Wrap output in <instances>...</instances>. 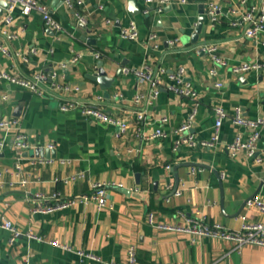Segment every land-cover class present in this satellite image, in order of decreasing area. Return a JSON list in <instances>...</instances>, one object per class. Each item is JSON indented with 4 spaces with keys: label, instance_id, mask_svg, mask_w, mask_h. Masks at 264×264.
<instances>
[{
    "label": "crops",
    "instance_id": "1",
    "mask_svg": "<svg viewBox=\"0 0 264 264\" xmlns=\"http://www.w3.org/2000/svg\"><path fill=\"white\" fill-rule=\"evenodd\" d=\"M40 1L49 6L61 29L47 26L36 11L25 15L15 7L13 22L0 27V44L12 54L6 56L0 51V71L18 75L48 71L80 53L78 61L64 70L65 79L80 86L74 98L90 101L101 94L100 107L112 115L128 117L130 126L123 136L116 137L115 126L86 118L78 110L62 111L63 100L50 91L39 95L0 81V118L17 117L33 143L43 146L53 142L55 157L70 160L68 164L32 165L29 158L36 156V149L18 159L12 138L5 137L0 164L10 168L20 164L28 182L22 187L0 189V224L4 216L23 233L31 228L44 239L22 234L11 244L9 231L0 226V264H122L128 260L131 246L135 264H264V248L244 246L236 250L231 242L221 239L192 240L187 234L160 230L146 221L149 212L154 213L155 222L170 223H182L183 215H195L207 223L218 222L237 230L245 221L264 220V211L248 202L253 197L264 202V159L256 162L243 152L232 157L226 149L237 132L248 133L231 121L236 108L250 119H264V66L239 73L232 69L243 63L264 62L259 38H251L244 27L231 24L232 18L245 9L240 0H206L218 2L222 9L215 21L205 13L197 43L191 42V35L200 16L198 0L161 11L149 7V13L143 12L144 0H133L139 9L134 15L128 11L130 0H84L77 9L86 15V24L77 23L62 0ZM251 2L264 6V0ZM6 5L0 6V19L7 12ZM232 6L239 7L237 14L229 12ZM106 18L111 24H105ZM131 19L137 22L140 36L134 41L123 40L119 30ZM149 32L158 35L157 49L147 40ZM174 38L179 40L176 46L170 43ZM209 43L219 45L227 65L209 59L202 50ZM18 51L27 59L15 56ZM100 59L108 76L115 77L109 98L86 76L98 70ZM178 65L186 67L185 78L198 91L199 108L190 132L199 140L208 139L215 121L214 107L221 106L228 115L212 147L183 145L173 149V130L192 105L188 98L162 86L155 99H143L138 105L133 102L136 92H146L148 85L138 84L125 68L163 67L171 72ZM211 67L216 74L210 72ZM162 78L166 82L165 75ZM216 82L222 85L217 87ZM18 106L19 114L14 115ZM137 110L145 116L139 124L134 118ZM163 116L167 122L160 121ZM156 127H162L166 137L149 138ZM258 130L257 144L264 147V126ZM77 171H83L85 177L64 180ZM94 182L106 184L111 209H98L89 200L50 213L32 212L35 192L59 191L69 198L90 193Z\"/></svg>",
    "mask_w": 264,
    "mask_h": 264
},
{
    "label": "built area",
    "instance_id": "2",
    "mask_svg": "<svg viewBox=\"0 0 264 264\" xmlns=\"http://www.w3.org/2000/svg\"><path fill=\"white\" fill-rule=\"evenodd\" d=\"M5 2L6 13L0 19V27L8 26L14 20V8H20L23 14H29L31 11H36L41 15L44 23L53 28L60 30L61 25L52 15V11L49 6L40 0H0V6ZM188 0H144L145 8L144 13H149V7L156 11H161L167 6L181 5L187 3ZM65 8L70 10L75 21L80 24H86V15L81 13L77 6L83 5L84 0H62ZM239 4L244 6L245 9L241 12L240 16L233 17L231 24L233 26H242L245 29V34L251 38L260 40L264 47V6L256 5L251 0H240ZM99 8L102 9L103 5L100 4ZM222 6L215 1H208L205 3V13L211 18L212 21L217 19V15L220 13ZM231 14H237L239 7L232 6L229 8ZM105 24H111V19L106 18ZM140 36V30L137 22L131 19L126 26H123L119 30V37L123 40H137ZM1 37V33H0ZM147 40L152 44V47L157 49L160 45L158 35L155 32H149L147 34ZM179 40L174 38L170 40L171 45L176 46ZM202 50L208 55L212 62H216L220 65H227V60L220 54L219 45L216 43H209L202 46ZM0 51L6 55L11 56V52L6 45L0 44ZM15 56L21 57L23 60L27 58L21 52H15ZM98 56V53L95 54ZM81 57L80 53L75 54L67 61H62L55 64L48 71L36 70L28 75H18L10 70L0 71V81L5 80L11 84L28 89L34 93L42 95L45 92H52L55 96L60 98V109L62 111L78 110L79 113L89 119L99 120L106 124L115 126L114 135L116 137L123 136L129 126L130 121L128 117H119L108 113L105 109L99 105L103 96L96 94L90 101H81L74 98V94L80 90L79 85L70 83L65 79V71L69 63L77 62ZM264 66V62L257 63H243L233 66L234 72H245L250 68H258ZM127 73L135 75L138 84H147V91H137L133 97V102L138 105L143 99L151 101L156 98L162 86H165L168 90H171L178 96H182L191 100V108L187 113L186 118L182 123L177 126L173 132L176 134L173 149L176 150L180 146H187L189 148L201 146L212 147L219 140V128L228 115L221 106L214 107V125L213 131L208 139H197L195 134L191 133V127L196 119L199 102L198 91L193 86L191 81H188L186 76V67L184 65H178L173 71L167 72L165 68L159 67L154 70L150 66H143L141 68H125ZM212 74H216L217 70L214 67L210 68ZM165 75L166 82L163 80ZM221 82H216L215 86L220 87ZM121 97V94H115ZM4 99H7L6 95H3ZM144 112L137 110L134 113V118L139 124L144 121ZM160 121L167 122L166 117H161ZM231 121L237 126L248 132L246 135L242 131L237 132L233 140L226 145V149L232 157H235L239 152H243L246 157L252 158L256 162H261L264 159V147H260L257 144L259 138L258 127L264 126V119H250L241 114L239 108H236L232 114ZM137 131H140V126H137ZM0 132L3 134L0 137V149L5 145L6 138L10 136L12 138V145L14 147L16 156L21 158L24 152L31 149H47L54 150L55 144L48 142L43 146H39L30 140L29 135L21 129L19 119L17 117H1L0 118ZM167 133L162 127H156L154 131L149 135V138L166 137ZM30 163L33 164H53L58 162L60 164H68L70 160L65 158H56L52 155H37L29 158ZM167 170L170 169V165L166 166ZM85 173L83 171H77L69 174L65 177V181H76L83 179ZM28 182V178L24 175L23 168L20 164H16L14 167H6L0 164V189L22 187ZM170 187V185L168 186ZM178 192V191H177ZM31 199L35 200V205L32 208V212L50 213L57 209L76 205L80 202H88L89 200L95 202L98 209H111L112 205L107 200L106 184L103 182H94L91 185V192L88 194H82L69 198L63 197L59 191H54L50 194L43 192H35ZM250 204L257 205L262 211H264V202L258 197H253L248 200ZM146 221L155 226V228L165 231H171L178 234H187L192 238H204L210 237L215 239H221L232 243V248L239 250L244 246H255L264 248V220L263 221H245L241 227L237 230H230L227 227L221 225L218 222L207 223L198 216H182V223H170V222H155V216L153 212H149L146 215ZM0 226L9 231V242L12 244L22 234H25L29 239L43 240V235L35 232L31 228H28L24 233L20 231L12 220L4 216L1 217ZM54 245L61 246L63 248L70 249L67 245L61 244L58 240L50 241ZM82 253V251H79ZM91 256V254H86ZM135 249L131 246L128 251V260L122 264H135ZM24 264V263H19ZM112 264V263H111Z\"/></svg>",
    "mask_w": 264,
    "mask_h": 264
},
{
    "label": "water",
    "instance_id": "3",
    "mask_svg": "<svg viewBox=\"0 0 264 264\" xmlns=\"http://www.w3.org/2000/svg\"><path fill=\"white\" fill-rule=\"evenodd\" d=\"M198 1H200V3H199L200 16H199L198 22L196 24L195 30H194V32L191 35V42L192 43H197L198 42L199 33L201 31V27H202L203 22H204V19H205V1L206 0H198ZM3 4H6V3L3 2ZM128 11L131 14H133V15L136 14L139 11V9L135 8V5L133 3V0H130V5H129V8H128ZM120 73H121V69L118 70L117 74H120ZM86 76L88 78H90L91 80L96 81L99 84V86L103 90V95L106 98H109L110 97V91H109V89L114 84L115 77L108 76L106 70L103 68V60L102 59H100L98 61V70L95 73L86 74ZM20 108H21V106H18L16 108V111H15V114L14 115H18L19 114ZM34 154L36 156L37 155H44V154L45 155L55 156V151L54 150H51L50 151V150H47V149L40 148V149H36ZM136 177H138V174H137ZM119 190L124 191L126 193L129 192V190H126L125 188H122V187H120Z\"/></svg>",
    "mask_w": 264,
    "mask_h": 264
}]
</instances>
